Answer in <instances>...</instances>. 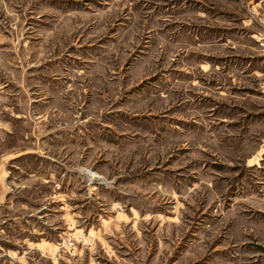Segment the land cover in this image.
I'll list each match as a JSON object with an SVG mask.
<instances>
[{"label":"rangeland","instance_id":"rangeland-1","mask_svg":"<svg viewBox=\"0 0 264 264\" xmlns=\"http://www.w3.org/2000/svg\"><path fill=\"white\" fill-rule=\"evenodd\" d=\"M0 264H264V0H0Z\"/></svg>","mask_w":264,"mask_h":264}]
</instances>
